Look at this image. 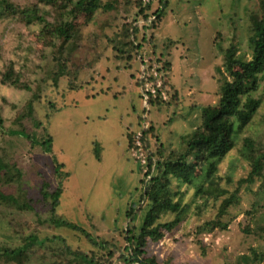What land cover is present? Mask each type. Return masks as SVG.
Listing matches in <instances>:
<instances>
[{"label":"rangeland","instance_id":"obj_1","mask_svg":"<svg viewBox=\"0 0 264 264\" xmlns=\"http://www.w3.org/2000/svg\"><path fill=\"white\" fill-rule=\"evenodd\" d=\"M7 1L20 8L37 5L49 22L57 17L40 0ZM159 1L141 0L142 6L151 3L146 25L138 14L139 0H101V8L73 21L72 42L58 51L50 47L48 38L40 37L42 25L0 18V156L7 164H15L21 175L0 185V193L28 200L30 205L23 210L0 206V244L17 247L24 243L23 237L35 234L43 245L33 247L29 264H75L68 262L72 256H60L64 245L88 255L104 253L73 229L55 228L49 222L51 200L43 198V186L54 192L61 174L67 176L61 180L54 219L87 230L97 242L124 246L121 232L127 223L126 212L138 206L142 178L140 159L128 149L126 135L136 132L137 143L146 115L153 130L150 149L155 151L161 143L168 152H176L182 137L201 124L202 108L218 101L225 50L234 44L249 59V15L257 12L256 0H162L163 7ZM106 4L112 8L105 9ZM161 8L163 15L157 21L153 13ZM134 25L141 48L136 54L124 46L127 53L122 55L117 47L128 41L125 29ZM143 36L148 41H142ZM154 52L170 65L164 87L167 100L147 111L136 85L141 74L137 56L147 55L159 66ZM8 66L30 91L2 83ZM261 91L262 87L253 94L261 99L258 112L215 175L219 188L228 194L250 171L240 155L243 140L264 144ZM29 102L32 113L26 115ZM22 132L31 136V142ZM48 135L52 138L50 154L38 146ZM53 161L63 165L58 176ZM260 185L257 180L248 191L246 185L240 187V204L222 217L226 230L202 234L198 230L216 219L228 195L194 197L191 187L182 186L181 204L188 209L172 234L146 247L147 256L171 264H245L240 258L246 256L249 264H264V238L255 233V225L264 224ZM254 207L259 210L256 214H252ZM173 218L167 213L160 222ZM112 264H120L117 256Z\"/></svg>","mask_w":264,"mask_h":264},{"label":"trees","instance_id":"obj_2","mask_svg":"<svg viewBox=\"0 0 264 264\" xmlns=\"http://www.w3.org/2000/svg\"><path fill=\"white\" fill-rule=\"evenodd\" d=\"M40 1L44 5L51 6L56 11L57 17L52 18L49 22L37 5L20 8L7 0H0V18L12 17L26 25L33 23L42 25L40 37L43 39L48 38L50 47H54L57 51L65 49V46L72 42V38H70V33L73 29L72 23L80 14L91 15L101 8V0ZM256 2L257 12L249 15V36L247 39L250 51L249 59L245 57V54L240 53L234 44H231L225 50L223 79L219 88L218 101L214 105L202 108L201 124L182 137L181 148L177 149L176 152H168L159 143L155 145V151L151 150L150 138L153 136V130L147 124L146 115L144 116L138 141L143 152L145 164L138 162L142 175L139 181L138 206L130 208L126 212L127 223L125 229L121 232L125 240L124 246L111 245L105 241L97 242L87 230L72 226L66 222H58L54 219L58 197L61 193V180L67 174L58 176L61 173L59 169L63 165L53 161L55 174L58 176L56 190L49 193L45 190L46 185H44L42 192L44 199L51 200L49 222L55 228L66 227L73 229V232L78 233L87 242L104 251L98 256L94 254L88 255L84 251H73L70 246L64 245L60 256H72V259H68V262L75 264H112L114 257L117 256L120 264H171L170 260L159 263L156 257L147 256L146 247L150 244H158L167 234H172L174 229L180 224L188 209V205L181 204L182 197L185 195L184 192L180 191L182 186L191 187L194 191V197L205 196L219 199L228 195L221 201L216 219L206 222L198 230L200 234L212 232L214 229L220 231L227 229V223H223L222 217L229 214L230 208L240 204L239 191L241 186L246 185L245 188L248 191L251 185H254L257 180H261L259 191L262 190V193H264V144L261 145L254 142L251 138L243 140V147L240 150V155L248 162L250 171L245 178L238 180V187L228 194L227 191L219 188L215 176L218 172L219 164L235 147L238 136L251 123L261 106V99L254 97L253 94L262 87L261 92L264 95V0H256ZM159 3L163 7L164 1L160 0ZM138 7V14H141L143 23L147 25L151 3L148 2L145 6H142V2L139 0ZM104 8L111 9L112 6L106 4ZM162 10L163 8L157 9L153 13L157 21L162 18ZM151 26L153 27L154 24ZM137 33L138 27L136 25L125 29V38L128 41L121 47H117L118 53L122 55L127 53V50H124V46H129L138 54L141 43L136 42ZM146 40V37L143 36L142 41ZM151 54L156 55L155 52ZM156 56L159 61V71L162 72V86L157 90L156 97L147 93L149 96L144 110H147L149 106L165 104L167 100L161 99L160 92L163 90L167 95L164 87L167 83L170 65L159 55ZM144 57L137 56L140 62L141 74L136 78V85L142 102L143 95L140 90H146L142 76L147 74L149 69L148 65L145 69H142ZM126 59H130V56ZM150 80V82L155 83L153 78H150ZM1 81L3 84H9L14 88L30 91L26 84L20 82L11 66L6 67V70L2 73ZM31 113L32 103L29 102L26 106V115H31ZM2 129L3 119L0 115V131ZM135 133L129 131L126 135L129 150L137 149L135 142L137 133ZM22 135L23 138L31 142V136L24 132H22ZM51 142L52 138L48 135L38 143V146L45 150V153L50 154ZM94 153L96 158H99V146L96 144ZM20 177V172L16 169L15 164H7L0 156V185H8L13 182L14 178L19 179ZM0 206H14L17 210L30 208L28 200L20 201L19 198L13 195H4L3 193H0ZM258 211V208L255 209L254 207L252 214H256ZM167 213L174 215L173 220L161 223L160 218ZM255 217V215H251L252 220H255ZM245 230L250 233L248 228ZM255 233L260 238H264V224L257 223L255 225ZM23 242L22 245L17 247H6L0 244V264H29L33 247L36 245L42 247L43 245V241L40 242L35 234L23 237ZM240 260L245 264H249L247 262L249 259L246 256H241Z\"/></svg>","mask_w":264,"mask_h":264},{"label":"built area","instance_id":"obj_3","mask_svg":"<svg viewBox=\"0 0 264 264\" xmlns=\"http://www.w3.org/2000/svg\"><path fill=\"white\" fill-rule=\"evenodd\" d=\"M146 57H144L142 60V64H143L142 69H145L147 65L149 66L147 74L142 76V78L145 81L144 87L146 88V90H140L141 94L143 95V102H145V104H147L148 96H149L147 95V93L151 94L153 97H156L155 94L157 90H159L162 86V72L159 71V66L155 63H151V59H152L151 57H148V58ZM150 78H153L155 83L150 82L151 81ZM160 96L162 100L167 99V95L165 94L163 90L160 92ZM136 146H137V149L132 150L133 153L135 154L134 157L137 160L140 159L139 162L144 165L145 159L143 157V152L140 147L139 141H137Z\"/></svg>","mask_w":264,"mask_h":264}]
</instances>
